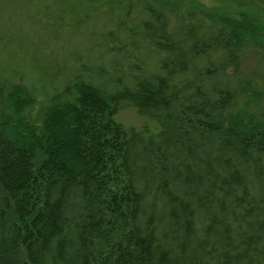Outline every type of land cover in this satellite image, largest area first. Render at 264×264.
<instances>
[{
	"label": "trees",
	"instance_id": "16d2710c",
	"mask_svg": "<svg viewBox=\"0 0 264 264\" xmlns=\"http://www.w3.org/2000/svg\"><path fill=\"white\" fill-rule=\"evenodd\" d=\"M0 264H264V0H0Z\"/></svg>",
	"mask_w": 264,
	"mask_h": 264
},
{
	"label": "rangeland",
	"instance_id": "374dc122",
	"mask_svg": "<svg viewBox=\"0 0 264 264\" xmlns=\"http://www.w3.org/2000/svg\"><path fill=\"white\" fill-rule=\"evenodd\" d=\"M2 1H3V3L6 2V0H2ZM58 52H59V54L62 55V52H60V50H58ZM59 59H61V58H59ZM134 110H135V109H134ZM121 114H122V115H121L120 120H121L126 126H128V127L132 126V127H136V128H138V127H140V125H142L143 120H141V119L139 118V116H138L135 112L133 113V111H128V112L124 111V112L121 113ZM145 122H147V121L144 120L143 123H145Z\"/></svg>",
	"mask_w": 264,
	"mask_h": 264
}]
</instances>
